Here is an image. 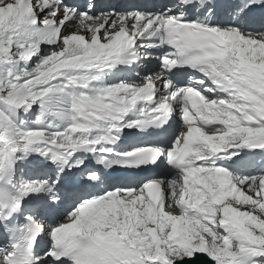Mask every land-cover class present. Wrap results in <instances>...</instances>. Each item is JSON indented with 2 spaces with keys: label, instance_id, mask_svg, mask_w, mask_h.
I'll return each mask as SVG.
<instances>
[{
  "label": "snow or ice",
  "instance_id": "obj_1",
  "mask_svg": "<svg viewBox=\"0 0 264 264\" xmlns=\"http://www.w3.org/2000/svg\"><path fill=\"white\" fill-rule=\"evenodd\" d=\"M0 264H264V0H0Z\"/></svg>",
  "mask_w": 264,
  "mask_h": 264
}]
</instances>
